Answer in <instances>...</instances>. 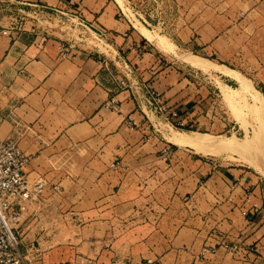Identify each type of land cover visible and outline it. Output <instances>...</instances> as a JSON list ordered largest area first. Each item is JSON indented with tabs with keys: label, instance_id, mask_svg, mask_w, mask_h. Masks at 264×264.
I'll list each match as a JSON object with an SVG mask.
<instances>
[{
	"label": "crops",
	"instance_id": "obj_1",
	"mask_svg": "<svg viewBox=\"0 0 264 264\" xmlns=\"http://www.w3.org/2000/svg\"><path fill=\"white\" fill-rule=\"evenodd\" d=\"M16 1L29 14L35 4L79 10L107 32L100 51L110 68L130 71L136 80L119 89L91 52L80 48L72 57L61 56L59 37L37 31L0 35V136L17 139L31 155L26 172L32 181H47L45 198L66 202L49 217L70 228L42 248L69 247L85 255L103 250V264L112 257L129 264H264L261 175L207 160L195 147L167 139V132L157 130L165 121L148 98L154 91L174 110L192 107L196 126L219 122L214 106H206L214 99L168 61L178 53L197 57L200 63L190 64L199 73L241 85L222 72L229 69L263 85L256 88L261 92L264 0H179L182 28L175 38L164 35L172 48L125 18L119 0ZM112 98L120 109L109 107ZM224 242L238 245L239 252L221 247L201 258L206 245ZM55 257L59 263L70 259L59 252Z\"/></svg>",
	"mask_w": 264,
	"mask_h": 264
},
{
	"label": "rangeland",
	"instance_id": "obj_2",
	"mask_svg": "<svg viewBox=\"0 0 264 264\" xmlns=\"http://www.w3.org/2000/svg\"><path fill=\"white\" fill-rule=\"evenodd\" d=\"M119 2L122 3L123 16L136 25H139L142 28V31L144 30L143 27L148 28L149 31L143 32L145 35L149 36L150 39L158 37L159 35H167L171 38H175L179 29L182 28L183 19L181 18L182 14L180 11L179 0H119ZM65 20L66 17L64 18L61 16L48 19L35 13L29 14L21 8L16 0H0V27L6 26L18 28L20 33H34L37 31L40 34H44L46 37H59L62 40V44L70 39L77 40L79 48L87 52H93L95 49H98V47L105 49V40L102 42L99 41L94 33H85L84 31H81V29H70L63 23ZM149 33L150 35L152 34V36H150ZM167 58L178 71L186 73L189 79L193 80V82L200 83L199 88L202 89L203 96L206 99L210 97L214 99V101L207 102L206 106L208 108L214 106L219 122L215 127H208L207 125L196 126L195 122H191L190 120L192 116V107H190V109L188 108L183 111L175 110L186 122H189L186 127L176 128L166 125L164 128L160 127L158 131L167 132L166 136L169 140L173 136V133L178 131L192 137L198 136L204 141L203 143L207 144L211 149L205 150L202 148L201 150H198L203 154L205 159L210 161H225L230 163V166H246L252 172L261 175V183L264 188V146H262L264 145V135L262 144L255 146L253 143L254 135L260 125L259 123H261L260 121L262 120L264 122V110H261L262 112L257 110L256 112V107L254 109L255 94H248L247 96L233 94L232 101H229L225 96V91L228 87L223 83L221 77H218L215 73H199L196 68L191 66L190 63H194L192 59L183 56L181 53H178L177 55L169 54ZM109 72L112 80H114L117 85L118 80H125L126 84L129 85L128 88L132 85L131 82L135 79L133 73L130 71L127 73L122 68L111 69ZM232 86L235 88L240 87V85ZM262 86L263 85H253V87L258 89L262 88ZM261 92H264V89ZM149 97L150 96H148V98ZM168 107L173 109L171 106ZM203 109H205V106H203ZM259 112V115H262L261 117L257 114ZM160 117L165 121L161 115ZM256 118L261 120L258 122ZM243 122L247 124V131L243 128L245 126ZM230 124L236 125V128L232 129ZM222 140H229L233 143H235L236 140L241 145L245 140V145L248 143L252 145L253 143L251 146L253 151L247 149L248 151H251L247 153L248 151L246 150L245 153V151L240 152L229 148H221L219 145ZM44 198L45 193L40 200L33 202L34 204L31 203V209L29 207L31 211L28 210L20 223V250L28 259L32 260V262L28 260L29 263L36 264L41 259L51 264L59 263L55 257L57 252H59V256H65V254H67L70 257L68 260L60 261L59 264H79L85 257L97 259L102 263V261H100V256H103V250L90 251L88 252L89 255H85V251H74L73 249H68L69 247L66 249L60 248L56 251L55 248H57V246H51L48 244L47 248H42V243L44 241L53 240L60 235L59 232H61L62 229L65 230L66 227L70 228L68 227L69 223L66 221L62 222L61 218L49 217L61 209L62 205L66 202L61 201L60 198L58 199L57 196L54 195ZM36 211H39L40 213L42 212L43 216L39 217ZM259 222L261 224L260 226L264 227V206L259 213ZM48 230H53V233L48 234ZM39 231L41 233H39ZM45 231L46 235H44ZM46 246L47 244L45 247ZM59 246L61 247L63 245ZM77 253L80 255L78 256ZM75 255H77L80 260L76 259V261H72L71 259H75Z\"/></svg>",
	"mask_w": 264,
	"mask_h": 264
},
{
	"label": "built area",
	"instance_id": "obj_3",
	"mask_svg": "<svg viewBox=\"0 0 264 264\" xmlns=\"http://www.w3.org/2000/svg\"><path fill=\"white\" fill-rule=\"evenodd\" d=\"M34 13L42 17L51 19L53 17H66L63 21L67 27L72 30L81 29V31L94 33L99 41H106L107 32L104 29L96 28L93 24L88 23L79 10H68L54 8L52 10L41 7L38 4ZM68 24V25H67ZM18 28L0 27V35L12 36L18 32ZM84 37V36H83ZM80 40V38L78 37ZM77 40H67L61 44V56L72 57L79 50ZM101 48L95 49L91 55L100 60L104 67L111 71L110 64ZM129 85L125 80H118L119 89H127ZM149 102L155 110L165 119L166 125L176 128H184L187 123L180 114L170 109L154 91H150ZM113 109H120L115 98L108 103ZM132 127L137 126L134 119L129 121ZM159 130V129H157ZM31 155L25 153L20 147L17 139L13 137L3 138L0 136V264H31L20 250V223L28 212L31 203L38 201L44 195L47 188V181L39 177L32 181L26 172V167L31 160ZM56 190L58 185L54 186ZM247 214V211H244ZM225 248L230 252L237 253L240 250L238 245L231 243H221L218 245H206L202 252L201 258L205 259L208 253H217L220 248ZM32 262V260H30ZM36 264H51L43 259ZM79 264H102L97 259L85 257ZM107 264H129L125 259L112 257ZM142 264H155L152 260H146Z\"/></svg>",
	"mask_w": 264,
	"mask_h": 264
},
{
	"label": "bare ground",
	"instance_id": "obj_4",
	"mask_svg": "<svg viewBox=\"0 0 264 264\" xmlns=\"http://www.w3.org/2000/svg\"><path fill=\"white\" fill-rule=\"evenodd\" d=\"M121 2V1H120ZM125 3V2H124ZM123 3V4H124ZM122 4V3H121ZM143 27V26H142ZM143 31H149V29H147L146 27H143ZM152 33V32H151ZM149 35H150V33H149ZM150 36H152V34L150 35ZM154 36V35H153ZM149 37V36H148ZM159 37H160V40H161V42L162 43H164V44H167V45H169L170 47L169 48H172V47H174L173 46V43L170 41V40H168L167 39V37L166 36H164V35H159ZM155 38V37H154ZM153 38V39H154ZM159 40V41H160ZM166 45V46H167ZM162 46H163V44H162ZM165 47V46H164ZM195 56V55H194ZM197 58V57H196ZM196 58H190V59H192V61L194 62V63H196L197 61H198V64L200 63L199 62V60H197ZM200 59V58H199ZM197 60V61H196ZM206 62V61H205ZM208 63V62H207ZM197 64V65H198ZM210 65V64H209ZM217 66V65H216ZM223 67V66H222ZM205 69V68H204ZM224 69V68H223ZM221 71V70H220ZM222 72H224L226 75H229V76H234V77H237L240 81H241V85H240V87L239 88H235V87H231V86H228L227 85V87H228V89L225 91V96H226V98L229 100V101H232V96H233V94H239V95H241V96H247L248 94H255L254 96H255V98H254V109H255V107H256V112H257V110L258 111H261V110H264V96L262 95V93L258 90V89H256L255 87H253V85H251V82L250 81H247L248 80V78H247V80L245 79V77L244 76H242V75H240L238 72H235V71H232V70H229V69H225V70H223ZM224 74V75H225ZM244 77V78H243ZM222 87V86H221ZM223 89V88H222ZM224 93V92H223ZM253 96V97H254ZM242 99V98H241ZM226 100V99H225ZM229 103V102H228ZM229 104H231V103H229ZM255 110H254V113H255ZM262 112V111H261ZM258 115L260 114V112L259 113H257ZM260 116V115H259ZM262 116V115H261ZM260 116V117H261ZM257 118H258V116H257ZM256 118V119H257ZM258 120V122H259V120H261V119H257ZM261 123H259L260 125H259V127H258V129H257V132L255 133V135H254V140H253V143H254V145L255 146H258L259 144H262V141H263V135H264V122L261 120L260 121ZM244 124H245V126L243 127L245 130H246V126H247V124L245 123V122H243ZM164 126H165V124H164ZM242 126H243V124H242ZM171 131V130H170ZM247 131V130H246ZM192 133V132H191ZM172 141H174V142H176L177 144H185V145H191V146H193V147H195L196 149H198V150H201L202 148H204L205 150H211L209 147H208V145L207 144H204L203 142L204 141H202L198 136H196V137H192V136H190V135H188V134H183V133H180L179 131L178 132H175V133H173V136L170 138ZM237 139V138H236ZM248 139V138H247ZM240 140V139H239ZM245 141V140H244ZM243 141V143H242V145L240 144V143H238L236 140H235V143H233V142H231V141H227V140H222V142L220 143V147L221 148H229V149H233V150H237V151H245V153H246V150L247 149H251L252 147V145H253V143H252V145H250L249 143V145L247 144V145H245L246 143ZM247 141V140H246ZM240 142V141H239ZM248 142V141H247ZM244 145V146H243ZM262 146H264V145H262ZM261 146V147H262ZM257 148V147H256ZM252 150V149H251ZM250 150V151H251ZM258 150H260V149H258ZM263 150H264V148H263ZM248 151V150H247ZM250 151H248L247 153H249ZM253 151V150H252ZM249 155V154H248ZM263 157H264V155H263ZM258 163V162H257ZM252 164V163H251Z\"/></svg>",
	"mask_w": 264,
	"mask_h": 264
}]
</instances>
